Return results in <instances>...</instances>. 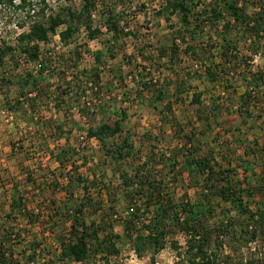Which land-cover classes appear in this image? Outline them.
Masks as SVG:
<instances>
[{"label":"rangeland","instance_id":"374dc122","mask_svg":"<svg viewBox=\"0 0 264 264\" xmlns=\"http://www.w3.org/2000/svg\"><path fill=\"white\" fill-rule=\"evenodd\" d=\"M91 1L96 4L90 12L92 29L81 27L68 43H64L60 34L67 28V24L62 25L49 43L40 45L39 61L31 63L23 52L20 36L29 33L34 24L48 26L51 18L60 17L62 21L67 22L69 12H80L83 9L84 0H1L0 48H11L13 51L7 53L0 69V146L3 143L7 148L6 144H12V150L26 154L31 152L29 150H32L30 146L34 145L33 140L35 144L40 142L38 145L43 144L52 149L58 146L56 142L59 140L64 144L71 142L66 147L71 153V162L67 164L66 170L59 169L53 158L42 159L44 156L34 155L39 153V150L35 149L32 155L36 159L34 163H25V156L19 166L14 162L12 165L1 163L6 164L3 167L0 165L1 202L6 200L4 194L12 189L16 191L18 184V191H21L23 196L30 194L27 198L30 200V206L33 205L37 193L32 191L31 184H23L22 178V174L27 175L28 172L37 173L43 180L35 178L40 183L47 182L46 187H54L55 178L65 185L67 181L63 180L62 176L66 175L77 177L82 174L90 180L96 176L95 185H91L89 191L91 201L86 210L87 224L90 225L94 221L96 229L100 230L101 238L112 235L120 239H114L113 255L100 253L91 261L92 264H191L188 252L197 240L178 227H169L170 233L164 240L165 248L156 255L153 250L140 255L126 237L123 221L132 214V203L126 197L120 175L124 172L133 176L136 169L151 159L153 165L151 164L148 170H152L158 180H165L166 192L175 194L177 202L185 199L193 206H201L199 221L202 228H207L211 233L221 226H231L236 230L235 234H228L226 245L218 249L215 246L214 233L211 234L213 243L206 251L208 254H216V257H213L214 264H264V239L258 238L253 242L250 235L244 238L242 236L241 230L247 227V215H240L231 204L216 199L215 195H212L214 189L205 194L203 188L207 176L203 178L195 174V179L191 180L189 172L183 167L186 152H195V146L199 145V156L210 157L211 165L216 166L217 170H230L229 176L233 184L252 191L249 192L253 195L252 202L248 203L250 210L256 212L259 206L264 208V108L253 110L252 118L244 119L243 116L240 117L239 111L248 107L240 105L239 99H236L251 90L248 88L247 77L250 73L243 74L241 70L247 66L243 57H247L249 62L255 53L241 27L237 28L236 24L232 23L227 31L225 24L229 16L226 10H219L222 12L220 21L213 19L212 9L220 8L222 4L224 7L226 1L190 0V3L198 5L192 7L194 12L191 13L190 26L182 24L181 14L171 15L168 5L169 2L185 0ZM227 1L228 4L237 1L249 17L264 13V0ZM160 13L169 15L170 22ZM197 15L202 16L201 24L196 21ZM109 16H113V19L119 18L117 32L108 31L105 24ZM84 22L87 24V18ZM200 27L202 30L198 29ZM95 30L100 31V34L96 39H91V32ZM194 30H197L196 38L192 33ZM232 41L237 42L239 47V50L230 53L232 58H238L233 61L234 66L236 65L235 71L233 70L235 75L224 76L216 89L212 81H209L210 73L203 72L201 68L207 65L212 68V72H216L217 67L215 69L213 66L224 64L221 61L222 50L217 46H227ZM259 46L262 59L258 67L251 66L252 72L264 68L263 40L259 42ZM109 48H112V53ZM194 54L197 57H194ZM170 60L174 65L169 63ZM40 64L45 70L42 71ZM39 72H42V75ZM192 72L195 74L192 75ZM96 74L100 75V80H97ZM28 75H32L39 82L38 90L30 91V87L24 89L25 93H34L29 97L31 101L20 99L19 82L31 80ZM180 80L183 83L181 87L176 84V81ZM222 86L229 91V112L225 109L228 114L224 115L223 122L228 120L230 126L218 122L214 129L209 130L206 118L210 116V113H207L210 110L203 105L196 107L195 99L202 90L218 95L223 91ZM177 87L185 93L182 99L179 98L181 101L174 95ZM167 90L168 95L164 102L157 103L153 92L166 93ZM255 93L261 97L264 88ZM190 96H193L192 100ZM18 101L22 104L19 111H8V108L16 106ZM186 101L189 102L185 104ZM168 103L172 105V112L178 111L184 115L186 120H183V125L187 128L184 135L194 132L199 135L196 145L178 148L177 141H174L173 135L182 132L176 127L178 124L182 125V120L173 123L176 127L173 134L169 133V129H156L155 124L158 123L159 117L152 105L164 110ZM179 104L182 106L180 109ZM53 109L64 110L65 113L54 119ZM197 109L201 115L200 121L198 124L191 123L190 118L198 115ZM83 114L88 116L83 117ZM121 116L124 117L123 136L131 137V143L134 145L130 158L117 163L111 155H106L105 150L102 151L97 140L89 142V151H82L80 143L87 141L89 128H97L105 121L112 123V119H120ZM244 121L247 124L243 123ZM65 122L68 125L59 130L58 124ZM177 137L181 138L179 135ZM235 140L238 141L234 143ZM23 143L28 147L25 148ZM113 143H116L115 140H110L107 146L111 148ZM246 153L249 157L245 158ZM163 154L166 161L178 156L177 160L181 165L172 162L175 168L164 167V164L159 162ZM252 154L257 156L253 157ZM36 165L42 170L37 172ZM174 176H178L180 181L173 186ZM217 178L220 182V177L215 175L206 185L210 188L213 184H218ZM73 194L77 200L83 196V190L75 188ZM247 198L246 196L248 202ZM51 199H55V196L49 194L46 198L38 197L37 205L45 204L48 202L46 200ZM137 204L140 205L139 202ZM45 206L42 205V208ZM204 206L211 211L206 210ZM98 207L101 211H98ZM151 212H155L154 208ZM186 218L187 215L182 217L183 220ZM146 219L150 221L152 214H148ZM18 229L21 233L19 240L24 241L17 246L18 254L22 255L17 260L22 264L28 261L23 255L29 250L33 235L42 243L38 250L39 259L37 258L34 264H62L58 261L59 244L47 236V227H30L21 223ZM141 234L145 236L148 232L143 231ZM66 264L78 263L69 261Z\"/></svg>","mask_w":264,"mask_h":264},{"label":"trees","instance_id":"16d2710c","mask_svg":"<svg viewBox=\"0 0 264 264\" xmlns=\"http://www.w3.org/2000/svg\"><path fill=\"white\" fill-rule=\"evenodd\" d=\"M225 1L224 7L223 4H220V8L212 9L211 13L213 15V19L216 22L220 21L222 19V12H219V10L221 8L226 10V13L229 16L228 22L225 24L227 31L231 28L232 23L236 24L237 28L241 27L247 37V40L249 39L248 41L250 43V47L254 50V53H261L259 42L262 40L264 41V13L249 17L246 14L245 9L239 7V3L237 1L229 4L227 3L229 1ZM1 3L2 2L0 0V4ZM168 5L169 8H171V15L181 14L182 24L184 26L191 25V13L194 12L192 7L197 4L193 2L190 3V0H185L169 2ZM95 7L96 4L94 1L84 0L83 9L80 12H69V20L67 22L62 21L60 17L51 18L48 26L41 23L34 24L29 33L22 34L19 40L22 47H24L23 52L28 57L29 62L37 63L39 61L41 51L40 45L49 43L51 37L57 34L58 29L62 25L67 24V28L60 34L61 40L64 43H68L75 36V34L79 32L81 27H88L91 30L92 24L90 22V12L91 9H94ZM160 15L164 16L167 22H170L169 15L165 16L164 13H160ZM112 17H108L107 24L105 25L107 26L109 32H117L120 20L119 18L115 17L113 19ZM195 17L196 21L201 24L202 16L197 15ZM85 18H87V24L84 22ZM198 29L202 30L201 27ZM229 32L231 31L229 30ZM192 33L196 38L197 30H194ZM99 34L100 31L98 30L92 31L91 39H96ZM204 45L205 43L202 44V46ZM217 48L222 50L220 54L222 59L221 61L224 64L213 66L215 69L217 67L216 72H212L213 70L209 66L203 65V72L210 73L209 76H211V80L209 79V81H212L211 83L214 84L216 89L219 88L218 83L224 76L230 77L235 75L233 70L236 65L234 66L235 63L233 61L238 58H232L230 53L233 52V50H239L238 44L235 41L229 42L227 46H217ZM11 51H13L11 48L6 50L0 48V69L4 65V59L7 53ZM109 52L112 53V48H109ZM194 57H197V55L194 54ZM244 58L247 62V66H244L241 71L243 74L250 73V76L248 75L247 77L249 79L248 88L251 90L239 98V104L242 106L244 105V107H248L244 109L240 108L241 110L239 113L244 117V119H251L252 114L254 113L252 112L253 110L264 108V94H262L261 97L259 96V98L255 93V91L264 88V72L262 70H253L252 72V70H250L252 67L248 62V58L243 57V60ZM223 59H225V61H223ZM169 63L174 65L172 60H170ZM40 66L42 71L45 70L42 64H40ZM39 73L42 75V72ZM188 75L190 76V74ZM28 76L31 80L25 79L24 81L19 82V85L21 86L20 99H26L27 101L30 100L29 97H32L34 93H25L24 89L26 87H30V91L39 89V82L35 80L32 75ZM96 78L97 80H100V75L96 74ZM176 84L180 87L181 85L183 86L181 80L176 81ZM173 85H175V83H173ZM222 90L225 94L229 93V91L224 87ZM153 93L156 100L161 102L168 95V90L166 93L163 91H155ZM184 94L185 93L179 90L178 87L174 93L179 101H181ZM195 104L199 106L204 105L200 100V97L195 99ZM21 105V102L18 101L16 106H8V111L17 113ZM171 108L172 105L170 103H168L165 107V110L167 111V114L165 115L166 120L162 118V121L164 122L163 124L165 125L176 122ZM215 108L216 109H214V111L216 112L217 107L215 106ZM244 110L246 112H243ZM215 112H213V115ZM82 116L86 117L88 115L83 114ZM112 121V123L105 121L97 128H89L86 136L87 141L81 142L80 147L82 148V151H89V142L91 140H97L102 148V151H106L107 156L111 155L117 163H121L133 155L134 145L131 143V137L123 136L124 117L121 116L120 119H112ZM243 123L247 124L245 121ZM181 126L182 125L179 124L176 125V127L180 128L182 132L173 135L174 141H177L179 146L178 148H187L192 145H196L199 142H195L197 137L196 132L185 136L184 128L182 127L181 129ZM173 127L176 128L174 124ZM58 128L59 130L64 129L63 127ZM178 135L181 136V138H178ZM110 140H115L116 142L113 143L111 148L107 146V143ZM236 141L238 140H235L234 143H236ZM200 149L201 148L198 145L195 146L193 150L195 152L187 151L185 154V165H183V167L189 172V177L191 176L190 179H195V174L203 178L207 176L203 188L205 194H208L214 189L212 195H215L216 199L231 204L232 208L240 215H247V227L246 229L241 230L243 238L250 235L253 242L258 238L264 239V208L259 206L256 212L250 210V205H248V203L252 202L253 195L249 192L252 193V191L250 189L245 190L244 188L233 184V182H231L232 178L229 176L230 170H222V168L217 170L216 166L214 167L211 165L212 160L210 157L206 155L201 157L198 155ZM70 155V150L63 149L59 155L55 156L59 166H61L64 170L67 169V164L71 162V160H69ZM252 155L253 157L257 156L256 154ZM164 157L165 155L163 154V157L159 160L161 164H164V167L169 166L175 168L174 164L181 165L179 160H177L178 156H174L176 159H168L167 161ZM246 157H249V154L246 153L245 158ZM86 162L87 160L85 159L84 163ZM172 162H174V164H172ZM151 164L153 165V161L150 159L149 162L143 164L139 169H136L133 176L124 172L120 175L123 188L126 190V197L132 203L130 208L134 210L132 211V214H130L123 221V224L125 225L126 237L133 244L135 250L140 255L148 250H153L154 255H156L165 248L164 240L170 233L169 227H178L181 231L188 233L190 237L196 238L197 240V242L189 248L188 255H190L191 264H214L215 260H213V257H216V254H208L206 251V248L211 247L213 243L211 234L214 233L215 246L216 249H218L226 245L228 234H235L236 230L234 231L231 226H221L211 233L207 228H202L199 221V215L202 211L201 206H199V204L193 206L185 199L181 202H177L175 194L166 192L167 187L165 185L167 184L165 180H158L156 174H154L152 170H148ZM28 173L29 174L25 183L26 186L31 184L33 187L32 190L38 187H46L47 182L38 183L34 177V173ZM215 175L220 177V182L218 180L219 178H217L216 181L218 184H213L209 188L206 184H208L215 177ZM62 179H67L66 185H62L61 182L55 178V184L52 182L55 186H50V188L53 192H56L59 188H62L63 191L68 190L69 194H67V198L62 201L63 206H58V202L55 199H51L46 200L48 202L42 204L43 206L46 205L45 208H32L30 206V200L27 196L20 195V192L17 191V194L12 197L10 212L5 216L6 221L3 223L0 221V264H22L19 260H17L19 256L22 257V255L18 254L17 246H20L24 242L19 240L21 239V233L18 229V225L21 226V223L23 225L25 222V224L30 227L43 225L49 229L47 231V236L54 239V241L59 244L60 253H58V261L62 264H66L69 261L78 264H92L91 261L94 258H97L100 253H105L106 255H113V253H115V250L113 249V242L116 239L119 240L120 238L112 235L101 238L100 230L96 229L95 222L92 221L90 225L87 224L86 210L91 201L89 191L91 188L90 186L95 185L94 183L97 180L96 176H94L91 180L89 177L83 176L82 174H79L77 177L62 176ZM179 181L180 178L178 176H174L172 185H177ZM75 188L83 190V196L77 200H75L74 194L70 191H74ZM246 196L248 197V202L246 200ZM138 202L140 204L139 206L137 204ZM204 207L206 210L208 209L209 212L211 211L206 206ZM153 208L155 210L154 213L151 212V209ZM98 211H101L100 207H98ZM150 213L152 214V219L147 221L148 219H146V216ZM184 215H187L185 220L182 219ZM169 222L171 225H169ZM252 225L256 226L253 227ZM143 231H147L148 234L143 236L141 234ZM29 234H31V232ZM44 235H46V233H44ZM32 238L33 241L30 242L31 246L29 247V250L23 255V258L26 261L28 260L26 264H34L40 255L38 250L42 246V243L39 241L37 236L33 235ZM152 261L154 263V260Z\"/></svg>","mask_w":264,"mask_h":264},{"label":"crops","instance_id":"0c3cea01","mask_svg":"<svg viewBox=\"0 0 264 264\" xmlns=\"http://www.w3.org/2000/svg\"><path fill=\"white\" fill-rule=\"evenodd\" d=\"M199 89H201V87ZM199 91H201V90H199ZM202 91L203 92H201V94H199L197 97H200V100L204 104L203 106L206 107V108H208L210 110L209 112H207V113H210L209 114L210 116H208L206 118V122L209 124L208 125L209 126V129H211V130L214 129L215 126H217L219 123L220 124L221 123L222 124L224 123L225 125L230 126L228 120H226L225 122H223L224 115L228 114V113H226V111L228 110V112H229V93H226L225 94V93L221 92L220 94L216 95L215 92H209V91H206V90H202ZM173 97H175V96L173 95ZM190 99L192 100L193 99V96H190ZM236 99H239V98H236ZM163 102H164V100L161 101V102L160 101H157V103H163ZM187 102H189V101H186L185 104ZM178 106H179V109L182 107L180 104ZM195 106L197 107L196 104H195ZM215 106L217 107V111L216 112L214 111V109H216ZM152 109L154 110L155 113L156 112L158 113V114L157 113L156 114L159 117L158 123L155 124L157 126L156 129L157 130H164V131H165V129H169V133L170 134H173V131L175 130V128L173 127V124H167V125H165V124H163L164 122L162 121V118L164 120H166L165 115L167 114V111L165 110V108H164V110H159L158 106H153L152 105ZM225 109H226V111H225ZM213 112H215L214 115H213ZM63 113H65L64 110L53 109V115H54L53 118L54 119H57ZM172 114L175 117L174 119L176 120V122H179V121L182 120V122H180V123L182 124V127L184 128V131H186L187 128L185 129V126L183 125V123L185 122L183 120H186L185 117H184V115H182L178 111L177 112H172ZM197 114H198V109H197ZM199 116L201 117V115L198 114L197 116H194L193 118H190L191 123L195 122V123L198 124L199 121H200V117ZM240 117L242 118V116H240ZM180 118H182V119H180ZM60 120H61V118H60ZM61 124H63V125H61ZM58 125H59V127H63L64 128V125L66 126L68 124L65 122V123H59ZM204 136H205V134H204ZM34 141L35 140H33V143H34L33 146H34V148H33V146H30V147H32V150H29L32 153L31 152H28L26 154L24 152H17V151L12 150V149H14V146H12V144H6L7 145V148H5V146L3 145V143H1V146H0V165H2V167H3V165L6 166V164H1V163L7 162L9 165H12V162H14V163H16V165L19 166L22 163L21 160H22V157L23 156H25V159H24L25 163H28V164L29 163H32V162L34 163V162H36V159L32 155H33V153H34L33 151L35 149L36 151L39 150V153H34V155H36L37 157L38 156L41 157L40 155L44 156V157H42V159L48 158V157L49 158H53V160L59 166L58 162L55 159V156L59 155V153L63 149L67 150L66 147L68 145H70V143H71L69 141L70 143L69 142H66V144H64L62 140H59V141L56 142V144H58V146L56 148L52 149L50 146H44L43 144L38 145L40 142L39 143L36 142V144H35ZM197 141H199V135H197L195 142H197ZM3 142H4V140H3ZM23 146H25V148L28 147L27 144H24V143H23ZM4 149H5V151H4ZM12 151H14V152H12ZM8 153H10V154H8ZM30 155L32 156V158H31ZM35 168H36V171L37 172H39L40 170H42V169H39V165H36ZM60 168H61V166H59V169ZM33 173H34V177H39V175L37 173H35V172H33ZM53 176L56 177V175H54V174H53ZM27 177H28V174L27 175L26 174H22V178L24 179L23 180V184H24V182H26ZM39 178H40V181L43 180L41 177H39ZM65 180L67 181V179H65ZM40 181L37 180L38 183H40ZM18 188H19V185L16 184V188H15L16 191H14L12 189L11 191H9L6 194H4L5 197H6L5 202L2 203L1 200H0V221L2 223H3V221L4 222L6 221V217L5 216H6V214H8L10 212L11 199H12V197L15 194H17ZM32 191L34 193H37L35 195V197H34L35 201H33V205L31 206L32 208L42 207V204L41 203H40V205H37L38 197L45 198L49 194H51L52 196H55V200L58 202V206H63L62 201H64L67 198V194H69L68 193V190H66V191L64 190L63 191L62 188H59V189L56 190V192H53L52 189L50 188V186L36 188V189H34ZM70 191H71V193H74V191H72V190H70ZM20 195L23 196V194H21V191H20ZM29 195L30 194H25V196H27V197Z\"/></svg>","mask_w":264,"mask_h":264},{"label":"built area","instance_id":"2783aa9c","mask_svg":"<svg viewBox=\"0 0 264 264\" xmlns=\"http://www.w3.org/2000/svg\"><path fill=\"white\" fill-rule=\"evenodd\" d=\"M261 59H262L261 53H259V54H254V55L251 56V60L249 61V64H250L251 66L258 67V66H259V62L261 61ZM196 69H199V68L196 67ZM201 70L203 71L202 68H201ZM199 71H200V69H199ZM262 71L264 72V68L262 69ZM191 74L194 75L195 72H194V73L192 72ZM131 211H134V210L131 208Z\"/></svg>","mask_w":264,"mask_h":264}]
</instances>
